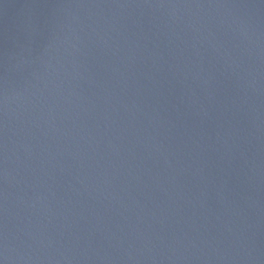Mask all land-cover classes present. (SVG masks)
Segmentation results:
<instances>
[{"label": "water", "instance_id": "1", "mask_svg": "<svg viewBox=\"0 0 264 264\" xmlns=\"http://www.w3.org/2000/svg\"><path fill=\"white\" fill-rule=\"evenodd\" d=\"M0 264H264V0H0Z\"/></svg>", "mask_w": 264, "mask_h": 264}]
</instances>
